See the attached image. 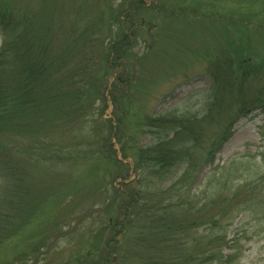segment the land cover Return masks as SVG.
I'll return each instance as SVG.
<instances>
[{
    "label": "rangeland",
    "instance_id": "1",
    "mask_svg": "<svg viewBox=\"0 0 264 264\" xmlns=\"http://www.w3.org/2000/svg\"><path fill=\"white\" fill-rule=\"evenodd\" d=\"M11 1L18 7L43 13L47 36L55 47L62 46L70 37L86 48L81 57L87 61L81 65L88 67L89 72L82 73V77L103 83L105 97L96 98L91 92V115L82 119L86 121L84 128L97 137L83 135L74 142L78 140L74 120L68 124L71 140L67 143H80L90 153L98 149L96 143H90L101 142L102 135L110 137L113 131V149L117 159L129 165V178L120 176L113 180L116 164L98 155L53 163L35 157L29 168L42 201L41 210L26 226L0 243V264H77L81 257L94 251V245L100 244V235L94 234L101 227L105 228L102 241L113 237L115 243L124 244V252L131 251L128 261L118 263L110 255L108 264H144L141 234L147 232L146 225L154 227L160 224L159 220L148 219V211L142 209V214L129 222L124 233L120 232L121 224L116 228L109 226L108 221L113 223L115 213L104 211L114 195L112 184L123 188L122 184L130 179H138L137 148L156 138L141 131L148 114H203L213 83L209 61L221 49H236L230 40L233 44H244L253 62L264 61V0H143L146 10L134 9L131 0ZM151 6L153 10L148 8ZM120 12L125 14L123 18L136 23L137 35L128 48V58L114 61L115 53L105 57L108 47L123 31V23L121 28L118 22L114 24ZM125 28L130 30L127 25ZM2 41L0 33V47ZM107 61L111 64L109 68ZM126 66L132 88L123 95L124 92L113 88V82ZM80 78L77 74L76 79ZM119 112L123 113V121L118 125ZM80 128L81 125L75 126L77 131ZM232 131L214 153L213 162L199 171L193 184L182 189L181 197L198 201V191L206 188V193L222 191L223 195L231 192L233 196L236 192L240 201L245 199L248 207L233 222H221L228 240L223 252L237 253V261L232 264H264V110H252L234 123ZM56 134L60 137L62 132ZM173 134L169 133V137ZM162 177L144 178L151 184L146 194L150 203L178 199L176 191L169 189L173 177L161 180ZM141 187L145 188V184ZM257 192L259 205H256ZM248 194L255 199L251 201L253 197ZM171 209L180 212L177 205ZM119 220L124 222L125 218ZM138 242L140 250L135 245Z\"/></svg>",
    "mask_w": 264,
    "mask_h": 264
},
{
    "label": "trees",
    "instance_id": "2",
    "mask_svg": "<svg viewBox=\"0 0 264 264\" xmlns=\"http://www.w3.org/2000/svg\"><path fill=\"white\" fill-rule=\"evenodd\" d=\"M131 1L134 9L146 10L143 0ZM148 8L153 10L154 6ZM122 15L125 16L121 12L116 15L114 24L118 22L121 28L123 23V31L108 47L105 57L115 53L114 61L128 58L132 39L137 35L136 23ZM46 27L41 11L18 7L11 0H0V33L3 36L0 47L1 244L41 210L42 201L29 168L35 157L53 163L98 155L116 164L113 180L120 176L125 180L129 178V165L121 163L113 149V131L110 137L102 135L101 142L90 143H96L98 148L90 153L85 152L80 143H67L71 140L67 134L68 124L74 120L75 126H82L79 131L74 126L78 138L74 142L83 135L97 137L84 128L86 121L82 119L91 115L90 93L96 98L105 97L102 94L104 85L88 76L82 77V73L89 72L88 67L81 65L87 61L81 57L86 48L70 37L62 46L55 47L47 36ZM230 44L236 49H221L209 61L213 83L203 114H148L142 121L141 131L156 138L137 148L135 171L138 179H130L122 184L123 188L112 184L113 199L104 211L115 213L113 223L108 221L109 226L116 228L121 224L120 232L124 233L129 222L142 214V209L148 211V219L159 220L160 224L154 227L146 225L147 232L141 234L144 264H232L237 261V253L225 255L223 252L228 240L221 222H233L248 207L246 200L240 201L236 192L233 196L231 192L229 195H223L222 191L206 193V188L198 191V201L181 197L182 189L193 184L199 171L213 162L218 147L232 135L234 123L256 108L264 110V61L253 62L244 44H233V40ZM106 64L108 68L111 65L109 61ZM127 66L113 82V88L124 92L123 95L132 88ZM77 74L80 79H76ZM104 80L107 81L106 74ZM122 115L119 112L118 125L123 121ZM60 131L59 137L56 132ZM172 132L173 136L169 137ZM146 177H162L161 180L173 177L169 189L176 191L178 199H158L150 203L146 194L151 184L149 180L144 181ZM142 184L145 188H140ZM248 196L253 197L251 201L257 196L256 205H259L260 193ZM173 205H177L180 212L175 213L171 209ZM119 217L125 218L124 222H120ZM104 231V227L98 229L94 236L100 235V244L94 245V251L81 257L77 264H108L110 255L119 260L118 263L129 260L126 258L131 256V251L124 252V244L115 243L113 237L102 241ZM135 245L140 250V243Z\"/></svg>",
    "mask_w": 264,
    "mask_h": 264
}]
</instances>
